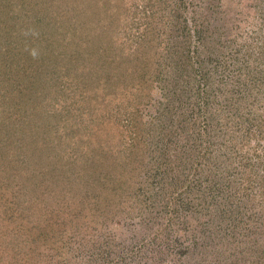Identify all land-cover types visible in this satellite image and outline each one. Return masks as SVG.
I'll return each instance as SVG.
<instances>
[{
  "label": "rangeland",
  "instance_id": "374dc122",
  "mask_svg": "<svg viewBox=\"0 0 264 264\" xmlns=\"http://www.w3.org/2000/svg\"><path fill=\"white\" fill-rule=\"evenodd\" d=\"M174 1H127L124 78L85 104L82 84L55 86L74 29L0 8V140L24 117L0 142V264H264V0ZM104 2L55 8L74 24ZM67 99L81 105L58 123ZM217 211L234 223L204 258L198 224Z\"/></svg>",
  "mask_w": 264,
  "mask_h": 264
},
{
  "label": "trees",
  "instance_id": "16d2710c",
  "mask_svg": "<svg viewBox=\"0 0 264 264\" xmlns=\"http://www.w3.org/2000/svg\"><path fill=\"white\" fill-rule=\"evenodd\" d=\"M0 1H2V3H0V8L4 10L6 6L5 11L6 13L9 14L15 6L20 7L22 4L23 6V8L21 7L22 12L28 14L27 20L30 19V23L24 24L23 26L24 28L25 25L26 26L30 25L31 27L32 22H34V20L36 19V24L37 25L40 24L41 27H43V25H45L46 27H48L49 25H53L56 27V24L60 23V25L57 26V28L59 29L64 27L65 30L69 29L70 27L74 29L71 34H68L67 38H64V39H70L68 42L64 39L60 41L62 43H65L64 46L67 47V45H69L70 48L76 49V51L70 55L62 56L61 59L62 65L59 67L68 66L72 71H70V76L69 75H65L63 77L58 76L56 78L55 86L58 87L56 89L57 93L63 90L60 88V84H64V86H67L69 82L74 81L73 85L71 86L73 87L72 92L77 91L79 86L82 84V86H84L85 88V91L83 93L81 90L79 91L80 94H82L81 96L83 99V100L81 99L82 102L81 104H85L84 102L87 101L86 98L90 96V93L92 91L91 88L93 90L96 89V92H99L100 94L103 95L104 92L108 93V89L111 86H114L112 83H110V81L111 80L116 81L115 77L116 76L118 77L117 73L122 72V66H124L123 56L131 55L130 53H128L130 46L129 47L127 46L128 43L127 31L122 29L123 22L121 21V16H122L121 14H124V12H128L131 10V6L127 4V1L129 0H104L105 2L101 6L99 4L89 6L88 7L89 10L84 9L83 15L73 20L74 24L70 22L69 20L70 17L68 19L67 16L66 17L62 16L63 12H67V9H65V7L62 8L63 11L61 12H58L55 8L56 7L55 4L58 3L59 1H61L62 4L66 5L68 0H0ZM174 3H175V8H177V0H175ZM100 7H103L102 12L100 11ZM69 9L71 12L72 9L71 8ZM98 12H100L99 15L97 14ZM116 18H120V20H116ZM86 20L87 21L90 20V24L89 26L84 28L86 25L85 23ZM4 22H5L4 20H0V31L3 29L2 26H4L3 25ZM62 22H64V24H61ZM15 25L17 26V22ZM83 28L84 31L89 32V34H85V37L81 38V32H82L81 29ZM99 38L101 39V41L96 42ZM140 46L136 48L139 49ZM6 47L7 46H5V44L2 43V41H0V53H6L11 50V48L9 47L5 49ZM120 74H122L121 77L123 76L124 78V74L123 73ZM102 91L104 92L102 93ZM111 97L114 98V96L112 95ZM70 98L73 97L70 96ZM55 101H57V99ZM81 104L74 101V99H71V101L67 99V101H65V104H62L60 106V109L55 112L56 114L61 115L66 110L67 115L60 116L62 118H60L61 120L59 119L60 121L58 123L66 124V121L64 120L66 116L68 118V123H70L71 116H69L68 113L75 114L76 110H78V106ZM40 108H42L40 109L41 116H44L46 114L49 115L51 114L45 108L43 109L42 105ZM84 109L85 107L81 108L79 111L82 112V110ZM23 119L24 117H21L22 121ZM22 121L19 122L15 121L16 124L14 125L15 128L14 130L12 129L6 130L5 134H1L2 135L0 140L1 144L3 143L4 145H7L8 143V145H10V143L12 142V139L10 140V137L11 135L12 138L14 136L17 137V135L14 132L17 129H19V126ZM28 121L30 122V120H27V122ZM180 123H178V125H180L181 128L178 126L177 129L178 141L182 136L181 130L183 134L185 132L187 133L188 131V128H185L186 123L188 122L183 121L182 124ZM189 123H191L194 127L192 128V133L194 131L196 134H198L199 129L197 128V124H195L194 122H189ZM85 124L87 125V123ZM21 127H25L24 130L32 132V130H30L29 123H27V125H21ZM164 127H165L164 125L160 126V131H161L160 133L163 136L166 133L165 132L166 129ZM36 135L38 136L40 135V133H37ZM184 136L185 137L183 138V140L186 138L185 140L187 142L191 135L189 136L187 134ZM162 137L156 140V142L160 140L161 147L163 149H169L170 141L168 140L167 142H164ZM173 139L174 138H171V141ZM180 143L182 144V147L180 148L179 152H177L178 155L173 157L172 160L177 159V157H179V155L182 154V150L184 148V145H186V143L185 141L183 143L182 142ZM179 146L180 144H176L175 146H173V149H176ZM168 159L171 160V157H169ZM176 187L180 188L175 185L173 189H177ZM197 197L202 198L203 195L198 194ZM206 215L207 214L205 213L203 220H201L200 223L198 224V228L202 230V232H198V236L200 237L202 235V240H203L202 244H200V253L203 254L202 256L204 258H206L207 255L212 254V250H211V248H213L212 244L215 245L219 241L217 236L222 231V224L224 225V227L227 226L228 221L225 223H223V221L232 219L230 224L234 223V219H233L234 217L231 214H228L229 217L227 218L224 211L223 212L217 211L213 216L211 215L206 216ZM186 252L191 253L192 251L185 250V253ZM186 260H187L186 256L182 257L179 264H187V262H185Z\"/></svg>",
  "mask_w": 264,
  "mask_h": 264
}]
</instances>
